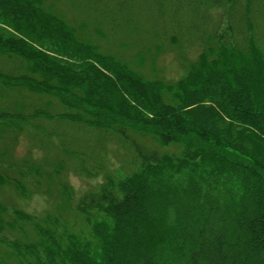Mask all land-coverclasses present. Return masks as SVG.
I'll list each match as a JSON object with an SVG mask.
<instances>
[{"label":"trees","instance_id":"trees-1","mask_svg":"<svg viewBox=\"0 0 264 264\" xmlns=\"http://www.w3.org/2000/svg\"><path fill=\"white\" fill-rule=\"evenodd\" d=\"M42 3L0 0V88L35 95L50 111L35 118L181 153L136 147L134 172L79 198L85 233L0 208V264H264V0L207 2L223 12L174 83L100 53ZM55 101L67 111L51 112Z\"/></svg>","mask_w":264,"mask_h":264},{"label":"rangeland","instance_id":"rangeland-1","mask_svg":"<svg viewBox=\"0 0 264 264\" xmlns=\"http://www.w3.org/2000/svg\"><path fill=\"white\" fill-rule=\"evenodd\" d=\"M42 1L79 39L143 79L165 83L185 75L188 63L203 46L200 40L214 29L223 12L206 3L228 6L227 0ZM188 24L191 29L187 30ZM5 65L0 59V69ZM8 90L0 88V115L9 114L0 118V208L10 214L17 209L39 219L57 218L68 232L85 233L88 229L74 211L79 198L108 177L116 180L134 172L140 165L136 147L181 153L178 145H161L152 136L131 130H96L35 118L34 110L50 112L49 108L41 101L35 103V95ZM57 107L51 112L67 111L58 103ZM10 214L4 219L11 221ZM24 230L30 232V227ZM4 233L10 240L15 238Z\"/></svg>","mask_w":264,"mask_h":264}]
</instances>
